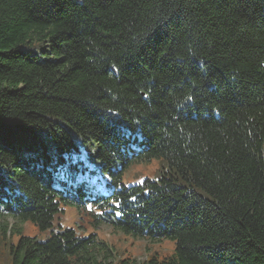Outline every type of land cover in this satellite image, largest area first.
<instances>
[{
    "label": "trees",
    "instance_id": "trees-1",
    "mask_svg": "<svg viewBox=\"0 0 264 264\" xmlns=\"http://www.w3.org/2000/svg\"><path fill=\"white\" fill-rule=\"evenodd\" d=\"M90 155L107 183L85 176ZM155 159L156 181L122 185ZM67 206L93 230L173 242L117 264H264V0H0V241L8 219L47 231ZM8 251L113 257L67 229Z\"/></svg>",
    "mask_w": 264,
    "mask_h": 264
},
{
    "label": "rangeland",
    "instance_id": "rangeland-1",
    "mask_svg": "<svg viewBox=\"0 0 264 264\" xmlns=\"http://www.w3.org/2000/svg\"><path fill=\"white\" fill-rule=\"evenodd\" d=\"M81 161H89L85 176L90 180L97 181L101 185L108 182L107 176L101 175L99 172V163L95 161V156H84ZM84 166V164H82ZM162 169H167L166 161L163 159L152 160L151 162L138 164L132 166L122 178V185L125 188L129 186L139 185L145 179L156 181V175ZM97 172V174H96ZM59 221L55 222L54 229L47 231H39L29 222L18 223L15 220L8 219L9 232L6 240L0 241V264H10V256L8 248L10 245H16L20 236L35 238L37 241H45L51 231L60 232L62 230H74L80 233L83 238L90 234H97L100 239L107 242L112 249L113 257L111 258L112 264H117L118 260L127 257H132L136 263L143 262L148 255L152 252H158L159 255L166 256L173 251V242L169 240L150 241L148 239H136L132 236H126L121 233L113 232L108 226H101L97 230H93L87 223L80 222L78 214L73 207H64L63 213L58 215ZM57 224L61 228L57 227ZM18 233L11 234L12 230Z\"/></svg>",
    "mask_w": 264,
    "mask_h": 264
}]
</instances>
